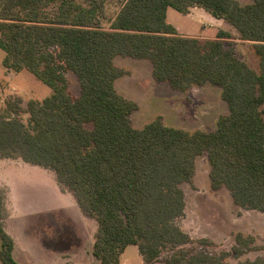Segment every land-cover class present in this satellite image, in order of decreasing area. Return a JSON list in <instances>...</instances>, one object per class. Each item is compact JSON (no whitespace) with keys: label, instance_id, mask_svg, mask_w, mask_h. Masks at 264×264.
<instances>
[{"label":"trees","instance_id":"obj_1","mask_svg":"<svg viewBox=\"0 0 264 264\" xmlns=\"http://www.w3.org/2000/svg\"><path fill=\"white\" fill-rule=\"evenodd\" d=\"M109 5L117 10L108 12ZM169 7L184 15L202 8L230 24L252 43L258 70L241 59L228 31L214 39L180 35L167 22ZM0 48L6 67L26 69L52 89L27 103L26 123L20 99L6 102L0 158L55 173L97 223V264H120L130 245L143 264H155L164 251L170 252L164 264H229V252L184 248L191 238L177 224L186 206L181 185L205 154L211 188H226L238 207L264 213V0H0ZM116 57L149 61L153 79L173 90L218 87L228 114L213 131L166 126L160 117L133 127L138 105L115 89L126 74ZM70 71L78 77L77 95L69 91ZM5 217L0 194V262L23 264L13 258ZM234 242L237 258L261 249L253 236L239 233ZM239 264H264V257Z\"/></svg>","mask_w":264,"mask_h":264},{"label":"rangeland","instance_id":"obj_2","mask_svg":"<svg viewBox=\"0 0 264 264\" xmlns=\"http://www.w3.org/2000/svg\"><path fill=\"white\" fill-rule=\"evenodd\" d=\"M244 5L249 0H236ZM117 8L108 6L112 13ZM223 21V20H222ZM223 30L231 33L237 44V52L243 61L251 68L258 70L259 59L250 42L240 40L238 32L227 22H221ZM5 52L0 48V110H4L6 102L20 99L23 112L21 120L26 123L28 114L25 112L30 100H42L52 93L42 78L26 69L15 71L4 65ZM114 64L126 71V74L115 81V89L124 97L134 101L138 108L131 115L133 127L140 129L145 124L160 117L163 124L189 131L196 129L213 131L218 120L228 114L226 104L221 100L220 89L209 83L190 85L185 91L170 88L168 83L156 82L152 77V67L149 61L129 57H116ZM69 91L77 95L80 90L78 77L74 72L67 73ZM3 159V158H0ZM210 166L205 154L195 160V174L192 180L181 185L185 195V215L177 220V224L191 238L184 248L195 250L200 247L208 253L218 254L229 252V264H239L246 259L264 257V213L246 210L235 205L226 188L213 190L209 179ZM8 189L0 184V194L6 204ZM61 194H64L61 195ZM13 211L27 215L32 209H38L42 204L58 205L64 203L69 212H63L73 218L80 214L76 207L73 193L58 183L55 173L50 169L30 165L23 170L13 171ZM63 198V199H62ZM57 205V206H56ZM72 206V208H70ZM84 231L88 242L83 241L80 248L67 246L63 253L54 256L50 264H97L92 256V244L97 223L94 219L85 218ZM254 237V245L261 249L249 251L237 258L232 252L237 234ZM200 239H206L209 244L199 245ZM92 242V243H91ZM169 251H164L155 264H164ZM120 264H143L138 249L128 246L121 255Z\"/></svg>","mask_w":264,"mask_h":264},{"label":"crops","instance_id":"obj_3","mask_svg":"<svg viewBox=\"0 0 264 264\" xmlns=\"http://www.w3.org/2000/svg\"><path fill=\"white\" fill-rule=\"evenodd\" d=\"M166 19L180 35L201 39H214L217 32L220 29L223 30L220 23L225 22L214 18L198 7L192 8L185 15L169 7L166 11ZM30 165L20 158L0 159V184L8 189L3 229L13 240L12 254L17 262L50 264V260L59 253H63L67 246H80L81 248L84 240L88 242L90 235L84 237L86 232L82 227L88 216L80 210L77 202H72L70 205L75 206L77 211L83 214L75 218L67 216L64 213L69 212V209L64 204L65 201L56 205L57 208L53 205L42 204L40 208L32 209L27 215L13 211V171L18 169L24 171ZM61 195L64 196V194Z\"/></svg>","mask_w":264,"mask_h":264}]
</instances>
